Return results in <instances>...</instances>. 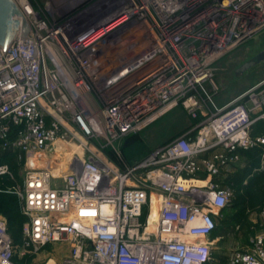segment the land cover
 I'll return each mask as SVG.
<instances>
[{
	"label": "built area",
	"instance_id": "built-area-1",
	"mask_svg": "<svg viewBox=\"0 0 264 264\" xmlns=\"http://www.w3.org/2000/svg\"><path fill=\"white\" fill-rule=\"evenodd\" d=\"M13 1L30 28L0 46V151L25 223L15 244L0 216V264L46 247L39 264H210L224 181L264 153V78L217 103L215 66L264 35V0ZM180 110L193 126L123 161L125 138ZM226 264H264V235Z\"/></svg>",
	"mask_w": 264,
	"mask_h": 264
},
{
	"label": "rangeland",
	"instance_id": "rangeland-1",
	"mask_svg": "<svg viewBox=\"0 0 264 264\" xmlns=\"http://www.w3.org/2000/svg\"><path fill=\"white\" fill-rule=\"evenodd\" d=\"M249 61H255V64L243 73H236L241 65ZM262 78H264V35L248 42L228 59L215 66V83L218 87L217 103L233 99ZM194 124L195 122L182 110L162 118L137 135L134 144L138 145V149L136 148V155L133 158L146 157L158 147L180 137ZM122 159L125 162V159ZM234 170H239L240 176L231 180L232 195L227 208L222 215L217 216V228L210 238L212 241L210 264H226L232 254L249 248L256 236L264 235L263 150L255 151V160L252 163L243 158L234 166ZM21 176L22 170L15 169L12 179L0 178V187L19 184ZM0 199H2L1 196ZM1 214L0 211V216ZM13 222L10 230L14 236H17L25 223V218L17 214ZM52 249L46 247V251L36 257V264L43 262ZM66 252L65 248L53 254L63 256Z\"/></svg>",
	"mask_w": 264,
	"mask_h": 264
},
{
	"label": "trees",
	"instance_id": "trees-1",
	"mask_svg": "<svg viewBox=\"0 0 264 264\" xmlns=\"http://www.w3.org/2000/svg\"><path fill=\"white\" fill-rule=\"evenodd\" d=\"M263 132H264V121H260V122L255 124L254 134L258 135V134H261ZM136 137H137V135L129 136V137L125 138V140L119 146V150L121 152L122 158H124L125 162L128 163V164H131L134 161H138V160L142 159V158H140V159L139 158L138 159L133 158L136 155L135 154L136 153L135 152L136 148L138 149V145L134 144L136 142V141H134ZM255 151H257V149L243 152L241 154V160L243 158H246L247 161L252 163L255 160ZM105 152L109 156L110 159H112V160L114 159V155L110 151V149H107ZM0 163L8 164V166L11 168L12 171H15V169H18V165L14 161V158L11 157V156H7L5 153H2L1 151H0ZM239 176H240L239 170L238 171L234 170L225 179L224 182L226 184L230 185L231 180L234 177L238 178ZM0 178L8 179L7 177H0ZM8 188L9 187H5V186H1L0 187V196L2 197V199H0V211L2 212L1 216L4 217L5 220H6L7 229H8V232H9L13 242L15 244H18L20 242L22 227L20 229L19 234L17 236H14L13 233L11 232V230H10V225L14 223L13 221L15 219V216L17 214H20V210H19V206H18V202H17L16 197L13 194L8 192ZM5 197L6 198L7 197L8 198H12V199L5 200V199H3ZM13 199H14V201H13ZM226 208H227V206L223 210H221V212L219 214L222 215ZM215 222H216V228H217V217L215 218ZM216 228H215L214 232L216 231ZM213 233H212V235H213ZM212 235H211V237H212ZM29 260H30V258H27V257L24 258V259H21V260L17 259L16 257L14 258V262L16 264H26V263L29 262Z\"/></svg>",
	"mask_w": 264,
	"mask_h": 264
},
{
	"label": "water",
	"instance_id": "water-1",
	"mask_svg": "<svg viewBox=\"0 0 264 264\" xmlns=\"http://www.w3.org/2000/svg\"><path fill=\"white\" fill-rule=\"evenodd\" d=\"M29 28V24L13 0H0V46L3 50L12 40L25 39ZM254 64L255 61H249L241 65L236 73H243Z\"/></svg>",
	"mask_w": 264,
	"mask_h": 264
}]
</instances>
